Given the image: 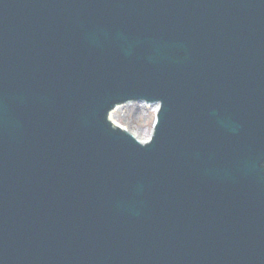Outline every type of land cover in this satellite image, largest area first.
I'll use <instances>...</instances> for the list:
<instances>
[{"label": "water", "instance_id": "95a60500", "mask_svg": "<svg viewBox=\"0 0 264 264\" xmlns=\"http://www.w3.org/2000/svg\"><path fill=\"white\" fill-rule=\"evenodd\" d=\"M0 264H264V0H0Z\"/></svg>", "mask_w": 264, "mask_h": 264}, {"label": "rangeland", "instance_id": "374dc122", "mask_svg": "<svg viewBox=\"0 0 264 264\" xmlns=\"http://www.w3.org/2000/svg\"><path fill=\"white\" fill-rule=\"evenodd\" d=\"M157 112L150 105L119 106L112 114V121L127 129L134 136L147 138L152 135ZM136 137V136H135Z\"/></svg>", "mask_w": 264, "mask_h": 264}, {"label": "bare ground", "instance_id": "6f19581e", "mask_svg": "<svg viewBox=\"0 0 264 264\" xmlns=\"http://www.w3.org/2000/svg\"><path fill=\"white\" fill-rule=\"evenodd\" d=\"M151 107L154 109V112H157L158 111V106H155V105H151ZM138 139H140V141L142 140H149L150 138H151V135L150 136H148L147 138H140V137H138L137 135H135Z\"/></svg>", "mask_w": 264, "mask_h": 264}]
</instances>
